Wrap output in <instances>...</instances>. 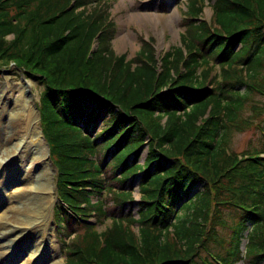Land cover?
Returning <instances> with one entry per match:
<instances>
[{
  "label": "trees",
  "instance_id": "1",
  "mask_svg": "<svg viewBox=\"0 0 264 264\" xmlns=\"http://www.w3.org/2000/svg\"><path fill=\"white\" fill-rule=\"evenodd\" d=\"M209 1L207 21L206 0H186V54L166 52L159 68L147 41L130 60L116 55L103 0H0V63L43 87L66 264H218L209 252L220 264H264V141L229 147L253 127L264 140V0ZM252 96L262 99L243 119ZM137 177L135 218L125 208Z\"/></svg>",
  "mask_w": 264,
  "mask_h": 264
},
{
  "label": "rangeland",
  "instance_id": "2",
  "mask_svg": "<svg viewBox=\"0 0 264 264\" xmlns=\"http://www.w3.org/2000/svg\"><path fill=\"white\" fill-rule=\"evenodd\" d=\"M105 2V5L110 6L109 12L111 15V19L114 21L116 25V36L113 40V49L117 56H121L123 54L127 55V60H130L138 55L143 41H147L149 43H152L155 49V53L157 57L160 59L161 56L166 51H171L176 48H180L183 46L181 43V35L185 33V28L182 26V19L184 18L183 12L186 10L185 4L186 2L183 1L178 5V1L176 0H103ZM210 2V1H209ZM178 3V4H177ZM212 2L208 3L204 10V13L201 17V20H207L210 21L212 17V9L211 6ZM9 40L13 39V35H10L7 37ZM158 67H161V62L158 64ZM264 73V70H263ZM13 90H11L12 88ZM22 88L25 90L26 94L24 97H18L19 92L18 89ZM42 86L38 84L37 82L33 81L32 79L28 78L24 72L23 69L18 68L15 66L14 63L8 64V66L1 65L0 63V110L3 109V106L6 105L7 111H5V114L3 116H0V121L2 120L4 125H2V128L0 129V142H4L8 139L9 136L12 135V132L17 131L18 136L14 137L11 142H9L3 149L8 146V149L15 146L20 139L25 138V130L22 131L23 125L15 126L13 127V130L11 128L7 129L8 121H10L12 117V113L15 112H22L23 111V105H18L21 103V99L25 98L28 100V104L30 105V108L33 111L35 123L34 125L39 128L41 131L40 126V114L37 110V105L40 104V96L42 92ZM4 90V91H3ZM1 91L3 93L1 94ZM242 94L245 93V90L242 89ZM261 97L259 96H252L251 100L247 101L245 103V106L243 107V111L241 112V118L247 119L253 115L252 112V104L255 102H260ZM255 101V102H254ZM257 102V103H258ZM11 109V111H9ZM20 109V110H19ZM24 114L28 113V110L23 111ZM26 116V115H25ZM24 122V121H23ZM24 127H27L26 121L24 122ZM95 132L93 131L91 133L92 137L95 135ZM264 141L261 138V134L258 128L253 127L250 130H247L245 132H236L234 131L232 133V136L230 138V149L234 153L242 154L248 149H254L257 148V150L261 149L260 142ZM20 143V142H19ZM25 146V143L22 142V144L19 146V150H23ZM22 148V149H21ZM48 146L46 145L45 140L42 139V150H43V159H39L35 164L30 165L28 162H21V158L19 155H17L16 159L13 161L12 156L10 158H6L1 160L0 159V178L3 180V185L1 188L4 190H0V199H3L8 202V204H11L17 191L20 189L26 187L27 185L22 183L16 184V185H8V179L4 175L7 173L9 176L14 178L18 174V176L24 177L28 174V171H30L31 167L34 165V169H39L42 166V169L46 167L45 164L48 163V180H52L51 186V197L53 200V205L50 206L48 210V216H47V231H46V240L43 242V246L41 248V251L38 252L37 256H35V260L31 264H48L50 262V253L53 250V248L57 252V259H64V255L61 251V242L58 238V232L56 231V227L54 225L53 216H54V209L57 204H59V199L57 197L56 192V174L54 172L55 168L53 164L51 163L49 159V150ZM148 154V146H145L143 148L142 156L139 159V163L143 164L144 159ZM2 154H0L1 156ZM133 161V158H129V162L131 163ZM38 167V168H37ZM113 166L109 167V173L111 174L113 172L112 169ZM22 171H21V170ZM37 171V170H36ZM3 178V179H2ZM139 177L135 179H131L128 183V187H131L133 190V203L127 204L125 211L126 212H132L135 216V218H138V201L140 200V193H139ZM1 186V184H0ZM129 189V188H127ZM200 188H198L196 192H198ZM42 196H49V191H45L41 193ZM193 197V195H191ZM181 207V205L178 207V209ZM233 209H225V217L228 218V220L231 223V220L229 217L233 213ZM3 213L0 212V216H2ZM186 214V211L180 216H183ZM235 215V214H234ZM185 217V216H184ZM40 218V217H39ZM43 221L42 218L35 221L34 225H39L40 222ZM90 222L94 223V219H90ZM109 222H107L108 224ZM11 226L14 228L17 225L11 224ZM100 230H103L104 227H100ZM219 233L221 235H227V231L223 228H219ZM135 231L138 232V226H135ZM37 234L38 232H35L33 236L37 240ZM15 237H12L14 239ZM39 240L41 241V237L39 235ZM31 238L28 236L26 240L19 244L18 250L15 252L14 256H11L13 250L15 249H8V243L11 244L12 241H3L0 240V253H4L5 255L2 258V262L0 264H28L30 259V254L33 251L34 243H31ZM246 245V241L243 242L242 249L244 250V247ZM19 251V252H18ZM216 252H220L219 250H215ZM10 252V253H9ZM9 254V255H8ZM61 257V258H60ZM63 264L65 262L63 261ZM238 264H243L242 262Z\"/></svg>",
  "mask_w": 264,
  "mask_h": 264
},
{
  "label": "bare ground",
  "instance_id": "3",
  "mask_svg": "<svg viewBox=\"0 0 264 264\" xmlns=\"http://www.w3.org/2000/svg\"><path fill=\"white\" fill-rule=\"evenodd\" d=\"M12 88V87H11ZM12 88L11 90H13ZM4 91V90H3ZM1 91V94L3 93ZM19 95L18 97H24L26 92L22 88L18 89ZM24 103V105L22 104ZM18 105H23V111L28 110V113L24 114L22 112H13L12 119L8 121L7 129L11 128L13 130V127L23 125L22 131L25 129V138H22L19 140V142L8 149L7 145L14 137L18 136L17 131L12 132V135L8 137L7 140L4 142H0V159H6L10 158L12 156L13 161L16 159L17 155L20 156V160L22 163L28 162L30 165L35 164L40 158L43 159V150H42V139H41V132L39 128H37L35 123V118L32 109L30 108V105L28 104V100L23 98L21 99V103ZM20 110V109H19ZM5 111H7L6 105L3 106V109L0 110V116H3L5 114ZM11 111V109H9ZM26 115V116H25ZM26 121L27 127H24V122ZM3 121H0V129L2 128ZM22 142L25 143V146L23 147V150H19V146L22 144ZM22 149V148H21ZM32 163V164H31ZM46 167L42 169V166L39 169H34V165L31 167L30 171H28L27 177L26 175L24 177L14 176L12 178L7 175V173L4 175V178L6 177L8 179V185H16L24 183L27 186L17 191L13 201L11 204H8L7 201L0 199V212L3 213L2 216H0V240L3 241H12L11 244L8 243L9 250H13L11 256L15 255V252L19 248V244H22L26 238L29 236L32 240L31 243H34L33 251L30 254V259L28 264H31L36 258L38 252L41 251V248L43 246V242L46 240V231H47V216H48V210L50 206L53 205V200L51 197V181L48 180V163L45 164ZM1 166V165H0ZM38 168V167H37ZM21 170V169H20ZM37 170V171H36ZM22 171V170H21ZM3 179V178H2ZM0 190H4L2 187L3 180L0 178ZM49 191V196H42V192ZM43 219V221L40 222L39 225H34L35 221H37L40 218ZM11 224L17 225L15 228L12 227ZM35 232H38L37 234V240L33 236ZM39 235L41 237V241L39 240ZM12 237H15L12 239ZM54 251L50 253V262L48 264H63L64 259H57V252L53 248ZM19 252V251H18ZM10 253V252H9ZM5 254L0 253V257H3ZM9 255V254H8ZM61 258V257H60ZM2 262V258L0 259V263Z\"/></svg>",
  "mask_w": 264,
  "mask_h": 264
}]
</instances>
